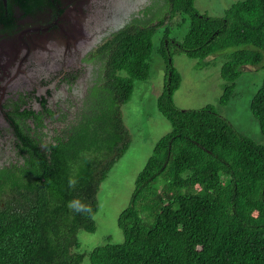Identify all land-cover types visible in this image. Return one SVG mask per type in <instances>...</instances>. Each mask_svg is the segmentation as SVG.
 Segmentation results:
<instances>
[{
	"label": "trees",
	"instance_id": "obj_1",
	"mask_svg": "<svg viewBox=\"0 0 264 264\" xmlns=\"http://www.w3.org/2000/svg\"><path fill=\"white\" fill-rule=\"evenodd\" d=\"M156 5L90 51L89 60L102 61L100 74L48 154L28 122L13 123L24 161L0 168V264H264V144L213 104H175L182 76L170 49L201 59L223 54L220 103L227 104L241 66L264 68V0L236 1L222 16L202 13L194 0ZM183 14L188 33L179 40L164 30L157 48L167 63L158 108L172 130L156 143L119 216L124 240L96 246L86 263L78 232L96 230L101 182L131 142L122 105L134 81L150 76L159 27ZM250 108L264 135V81Z\"/></svg>",
	"mask_w": 264,
	"mask_h": 264
},
{
	"label": "flooded vegetation",
	"instance_id": "obj_2",
	"mask_svg": "<svg viewBox=\"0 0 264 264\" xmlns=\"http://www.w3.org/2000/svg\"><path fill=\"white\" fill-rule=\"evenodd\" d=\"M84 1L0 0V168L24 161L19 151L24 142L15 122H28L30 136L50 152L100 74L102 61L89 60L90 51L134 18L151 15L147 9L153 3L159 5L154 8L163 4V0H113L102 12L94 10V0L88 5ZM86 11L93 25L84 20ZM75 49L77 64L67 63L75 60ZM61 57L67 62L57 66ZM49 110L53 116L46 113Z\"/></svg>",
	"mask_w": 264,
	"mask_h": 264
},
{
	"label": "rangeland",
	"instance_id": "obj_3",
	"mask_svg": "<svg viewBox=\"0 0 264 264\" xmlns=\"http://www.w3.org/2000/svg\"><path fill=\"white\" fill-rule=\"evenodd\" d=\"M94 1L95 4L92 6L94 10L102 12L107 11L106 8L113 3V0ZM194 1L202 13L222 16L234 2L239 0ZM84 2V5L89 4L88 0ZM85 14L84 20H88L93 25L90 12L86 11ZM189 23V16L183 14L170 25L159 27L154 37L156 49L151 57L150 76L147 79L134 81L131 98L122 105V115L130 130L131 142L127 151L101 182L97 193L98 209L94 215L96 230L80 229L78 232L80 249L87 251L86 263L90 262L89 252L96 246L109 240L112 242L124 240V231L119 226V216L130 204L137 178L153 154L156 143L172 130L171 122L158 108V97L164 90L167 63L157 48L161 45L164 30H167L171 37L182 40L189 31ZM170 49L173 65L182 76L181 84L174 93L175 104L186 109H199L213 104L240 132L264 144V135L259 121L250 108L254 94L264 81V68L253 65L241 66L242 75L237 80L234 94L227 104H221L220 99L226 84L221 75V66L225 61L223 54L201 59L190 56L173 44ZM230 50L235 49L231 48L228 51ZM77 59L78 50L75 49V60L73 58L72 62H67L65 57H61L57 60V66H60L61 62L77 64ZM62 90L63 88L60 91ZM145 215L147 213H143L142 217L146 221Z\"/></svg>",
	"mask_w": 264,
	"mask_h": 264
}]
</instances>
